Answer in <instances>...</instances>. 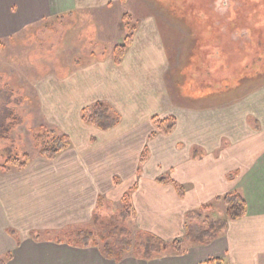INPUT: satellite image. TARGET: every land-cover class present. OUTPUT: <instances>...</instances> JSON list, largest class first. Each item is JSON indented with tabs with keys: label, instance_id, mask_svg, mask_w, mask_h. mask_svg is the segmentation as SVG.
I'll return each mask as SVG.
<instances>
[{
	"label": "crops",
	"instance_id": "obj_1",
	"mask_svg": "<svg viewBox=\"0 0 264 264\" xmlns=\"http://www.w3.org/2000/svg\"><path fill=\"white\" fill-rule=\"evenodd\" d=\"M120 1L0 0V42L53 18L110 11ZM241 55L234 51L232 85L225 68L203 65L200 83L187 71L185 91L171 99L162 79L168 55L160 34L146 24L135 30L119 65L100 57L63 80L43 81L46 109L64 118L70 146L54 160L41 157L0 177L4 264H264V69L258 67L264 57ZM96 102L122 113L115 128L101 131L81 120V110ZM169 117L175 128L159 133L152 119ZM160 178L181 186L184 195ZM114 188L123 190L116 192L119 201L130 191L139 231L166 242L184 238L188 212L211 204L212 211L223 209L217 197L239 193L247 212L209 245L185 241L182 254L149 261L127 255L115 262L96 247L53 236L91 223L99 201L105 207L113 200ZM223 217L224 211L212 218Z\"/></svg>",
	"mask_w": 264,
	"mask_h": 264
},
{
	"label": "rangeland",
	"instance_id": "obj_2",
	"mask_svg": "<svg viewBox=\"0 0 264 264\" xmlns=\"http://www.w3.org/2000/svg\"><path fill=\"white\" fill-rule=\"evenodd\" d=\"M146 24L160 34L167 52L162 79L171 99L185 91L187 71L200 83L203 65L215 71L225 68L228 79L234 77L235 50L245 53L241 57L246 61L254 60L258 53L264 57V0H121L110 11L47 20L1 43L0 124L4 123L8 131L2 134L7 139L0 138V177L20 171L6 163L13 158L19 163L24 162L23 156L30 162L41 158L39 137L48 140L53 132L56 136L70 133L64 118L46 109L40 92L42 82L63 80L96 58L114 59V48L122 44L130 28L136 30ZM258 63L264 69V60ZM222 75L220 72V80ZM209 76L212 81L213 75ZM228 81L232 85L233 79ZM113 111L123 118L122 113ZM117 191L123 192L121 188L113 189V200L102 207L98 220L79 230L106 234L114 226H125L134 240L139 224L134 216L124 222L119 218L123 206ZM219 205L223 209L209 210V216L221 215L224 206ZM74 231L53 236L67 240L66 234Z\"/></svg>",
	"mask_w": 264,
	"mask_h": 264
},
{
	"label": "trees",
	"instance_id": "obj_3",
	"mask_svg": "<svg viewBox=\"0 0 264 264\" xmlns=\"http://www.w3.org/2000/svg\"><path fill=\"white\" fill-rule=\"evenodd\" d=\"M195 17H197V15ZM129 31V34L126 36L122 44L114 48L113 62L116 65L121 63L127 48L131 44L135 27L130 28ZM1 47L0 42V48ZM81 120L85 124L92 125L101 131H109L120 123L121 117L113 111L110 105L104 102H96L81 110ZM152 121L157 131L164 135L171 133L176 126V120L173 117L163 120L153 118ZM3 126L4 123L0 124V138L5 140L7 137L2 136V134L6 135L8 130L3 128ZM39 139H41L38 142L39 155L46 160L56 159L62 151L70 146V140L67 136H56L55 132H53V136L48 140H45L43 137H39ZM145 155L146 153L144 152L140 158V162L145 159ZM17 160L18 159L13 158L6 163H10L12 166L21 170L30 162L26 156H23V163H19ZM158 183L163 185L170 183L175 187L179 197L184 195V189L168 178H160ZM215 202H221L224 206V217L222 219H213L210 216H204L202 214V212L206 211L207 213L211 210L212 204L188 212L185 216L186 226L184 238L175 239L171 242L163 241L142 231H138L132 241L130 231L125 226H114L106 234H95L87 230H78L67 234L66 237H68L67 241L70 245L81 248L96 247L104 257L114 260L115 262H120L127 255L145 261L165 255H180L183 253V244L185 241L193 242L201 246H207L223 233L227 223L237 221L246 215L247 204L245 199L239 193L233 192L217 197L215 198ZM121 204L123 208L118 216L124 222L132 217L133 213L130 191L123 195ZM102 207L103 206L99 201L93 221L98 220L97 216ZM9 258H11L10 254L6 256V259ZM4 262L5 261L0 258V264H4ZM199 264L226 263L222 259H210Z\"/></svg>",
	"mask_w": 264,
	"mask_h": 264
}]
</instances>
